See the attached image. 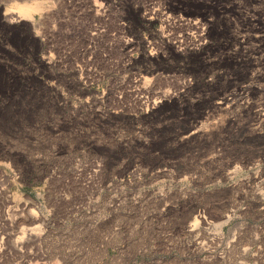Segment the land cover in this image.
<instances>
[{"label": "rangeland", "instance_id": "1", "mask_svg": "<svg viewBox=\"0 0 264 264\" xmlns=\"http://www.w3.org/2000/svg\"><path fill=\"white\" fill-rule=\"evenodd\" d=\"M0 264H264V0H0Z\"/></svg>", "mask_w": 264, "mask_h": 264}, {"label": "bare ground", "instance_id": "2", "mask_svg": "<svg viewBox=\"0 0 264 264\" xmlns=\"http://www.w3.org/2000/svg\"><path fill=\"white\" fill-rule=\"evenodd\" d=\"M40 4H38V3H35V4H32V6L30 5H27V4H25V5H18L17 6V9H18V15H17V17L15 16V19H13V22H22V21H24V20H28V18H29V16L30 15H32L34 12H36L37 10H38V8L40 7L39 6ZM10 17H12V16H10ZM7 21H10V20H8V18H7ZM192 22V21H191ZM199 25V24H198ZM202 26V25H201ZM191 27H193L192 25H191ZM194 27H195V25H194ZM193 27V28H194ZM192 28V29H193ZM199 28V27H198ZM196 29V28H195ZM198 31V30H197ZM200 32V31H199ZM204 32V31H203ZM195 33V32H194ZM199 34V33H198ZM203 34H205V33H203ZM197 37V36H196ZM202 39V38H201ZM201 41V40H200ZM34 230V229H33Z\"/></svg>", "mask_w": 264, "mask_h": 264}]
</instances>
